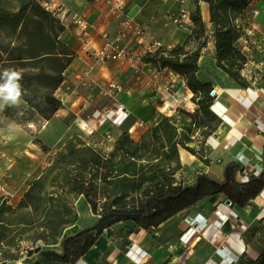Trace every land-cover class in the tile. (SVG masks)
I'll list each match as a JSON object with an SVG mask.
<instances>
[{"label":"trees","instance_id":"trees-1","mask_svg":"<svg viewBox=\"0 0 264 264\" xmlns=\"http://www.w3.org/2000/svg\"><path fill=\"white\" fill-rule=\"evenodd\" d=\"M193 1L196 9L191 12L194 27L190 42L195 45L172 49L161 46L147 52L143 60L159 70L170 68L184 77L194 93L195 110L177 108L176 114L164 116L138 140L129 130L124 131L109 151L83 141H70L50 159L23 197L14 203L0 196L7 207H19L14 212L20 233L30 224L43 227L34 233L33 246L41 240L45 245L61 247L56 250L35 246L36 259L29 264H70L84 256L105 231L111 234L116 225L130 232L152 230L212 196L222 194L234 205L245 207L264 190V169L240 179L245 168L236 161L225 166L222 180L202 172L189 183L179 175L183 149L208 162L201 148L190 145L194 131H202L203 147L221 123L213 109V85L197 76L202 51L209 40L200 2L210 6L218 65L242 86L249 85L241 72L248 56L236 42L242 37L237 21L252 0ZM0 28L5 32L0 43V81L6 82L5 70L19 72L20 99L50 119L63 107L56 91L76 56L62 39L63 21L47 9L43 0H25L15 11L0 5ZM179 115L185 118L179 120ZM81 196L97 220L64 237V230L79 222L74 202ZM1 207L0 244L12 245L15 236L6 216L9 210ZM14 244L15 248L3 251L6 260L20 259L21 244ZM237 264H264V250L257 260L243 255Z\"/></svg>","mask_w":264,"mask_h":264},{"label":"crops","instance_id":"crops-1","mask_svg":"<svg viewBox=\"0 0 264 264\" xmlns=\"http://www.w3.org/2000/svg\"><path fill=\"white\" fill-rule=\"evenodd\" d=\"M122 1L129 15L166 49L195 45L190 42L194 27L191 12L196 9L193 0L185 4L190 18L181 25L173 21L181 8L173 0ZM43 3L63 21L62 39L76 56L56 91L63 107L45 119V126L39 131L40 142L32 149L34 155L43 152L41 143L50 149L66 144L79 128L90 138L109 139L113 146L124 131L129 130L138 140L148 128L177 108L195 110L194 93L185 78L170 68L159 70L145 62L147 47L136 43L134 38H128L125 45L138 54L135 67L121 61L97 62L90 55L88 50L98 49L105 43L104 34L112 37L119 28L120 20L111 14L109 0H43ZM199 6L209 40L202 51L197 76L217 90L213 109L221 123L205 141L203 155L208 162L181 150L183 168L179 175L189 183L202 172L222 180L225 166L236 161L245 168L240 179L247 178L251 172L260 173L264 169V75L257 66L252 68L248 63L242 75L249 85L242 86L218 65L210 6L207 2H200ZM247 12L251 14V24L260 28L264 38V0H252L244 13ZM74 14L89 23L86 35L72 22ZM91 67L86 79L89 85L80 83L78 75H84ZM251 72L255 75H250ZM110 81L122 84L123 91L103 93L101 84ZM110 96L122 101L130 112L123 125L112 124V113L104 114L112 108ZM16 135L10 140L12 144ZM225 199L221 194L202 200L152 230L141 228L130 232L116 225L111 234L105 231L84 256L70 264H237L243 255L257 260L264 250V242L259 240L264 233V190L245 207L226 205ZM187 219L201 221L202 229H188ZM83 227L81 221L67 227L64 237ZM33 261L24 260L20 264Z\"/></svg>","mask_w":264,"mask_h":264},{"label":"rangeland","instance_id":"rangeland-1","mask_svg":"<svg viewBox=\"0 0 264 264\" xmlns=\"http://www.w3.org/2000/svg\"><path fill=\"white\" fill-rule=\"evenodd\" d=\"M24 1L25 0H0V5L9 11H15ZM240 17L245 21H237L242 29V37L236 42V45L248 56V61L243 65L242 70L248 68L246 67L248 63H253V65L250 64V66H252V68L257 66L258 71L264 75L263 32L260 31V28L251 24L253 20L250 18V13H243ZM4 37L5 32L0 28V43L3 42ZM253 73L255 75V72H251L250 75H253ZM0 84H3V82L0 81ZM184 108L191 112L194 111L187 107ZM176 113L177 112H174L169 116ZM178 118L181 120L185 117L179 115ZM45 119L46 118L39 114L36 109L30 108L20 98L19 102L16 104L5 103L3 100H0V180L6 182L13 189H18L17 193L20 198L24 196L25 192L30 187V184L48 167L50 159L58 152L64 150L70 141H83L105 151L111 150L112 147V143L108 142L109 139L107 140L106 138L104 139L103 137L97 136L95 138H90L84 133L83 129L78 127L79 130L73 134L72 139L66 144H62L59 148L50 149L41 143L39 146H41L43 152L36 156L32 149L37 148L38 143L40 142L39 131L44 128ZM186 120L188 122L191 121V119L188 118H186ZM8 121L14 123L11 122L10 124ZM201 133V130L194 131L193 142H191L190 145L195 146L197 150H200L201 148L204 151V146L202 147L201 144L203 138ZM15 134H17L16 137H14V140L16 141L12 144L10 140H13L11 138ZM44 148H46V150H44ZM18 194L17 197L13 199L14 201L19 200ZM1 206H5V209L9 210L6 216L10 218L15 240L12 245H7L6 242L0 244V264H20V262H24V260H35L36 255L33 253V250L35 246L40 244L44 248L47 247L61 250L59 245H45L41 240H38L37 243H35L36 245L34 244L33 246L31 241L34 233L43 227L30 224L23 233H20V228L16 224L17 218L14 212L15 210H18L19 207H14L15 209L11 207L9 208L0 200V208H2ZM74 206L78 213L79 221L85 226H90L97 220V216L92 213L90 206L82 196L74 202ZM42 220L43 219H41V222H43ZM115 230L117 229L115 228ZM259 240L264 242V233L261 234ZM14 243L21 244L20 259L6 260L3 251L15 248L17 245Z\"/></svg>","mask_w":264,"mask_h":264},{"label":"built area","instance_id":"built-area-1","mask_svg":"<svg viewBox=\"0 0 264 264\" xmlns=\"http://www.w3.org/2000/svg\"><path fill=\"white\" fill-rule=\"evenodd\" d=\"M180 4V13L174 18V23L181 25L185 20L190 18V12L186 7L187 0H173ZM109 8L112 15L120 20V25L117 32L111 37L108 34H104L106 39L105 43L98 49H90L88 52L97 62H108V61H121L128 62L132 66H136L138 54L135 50H132L125 45L128 38L132 37L136 43L143 44L147 47L148 52H153L162 46V43L156 39L148 30L141 26L137 20L130 16L126 7V4L122 0H109ZM72 22L77 26L81 27L83 34H87L89 30V23L83 19L80 15L74 14L71 18ZM92 71V67L84 75L79 74L78 80L84 85H89L86 79ZM103 93L110 95L111 90L123 91V85L115 81L104 82L101 84ZM212 95L218 96L217 90L213 88ZM112 108L106 110L104 114L106 116L111 114V122L114 125H123L130 117L128 108L123 104L122 101L117 98L110 96ZM143 124H141L142 126ZM111 138V136H108ZM0 196L8 199L12 202L17 197V191L12 189L6 182L0 180ZM224 204H232L231 200L226 198ZM189 225L188 229L199 231L202 229L201 221H193L187 219ZM129 249V248H128Z\"/></svg>","mask_w":264,"mask_h":264},{"label":"clouds","instance_id":"clouds-1","mask_svg":"<svg viewBox=\"0 0 264 264\" xmlns=\"http://www.w3.org/2000/svg\"><path fill=\"white\" fill-rule=\"evenodd\" d=\"M6 82L0 84V100L5 103L16 104L21 97V88L18 83L21 75L17 71L5 70Z\"/></svg>","mask_w":264,"mask_h":264}]
</instances>
